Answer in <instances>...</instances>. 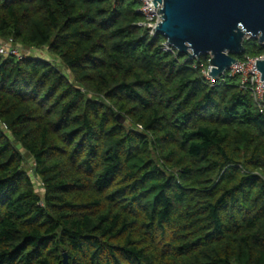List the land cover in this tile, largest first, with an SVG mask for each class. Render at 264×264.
<instances>
[{"label": "trees", "instance_id": "trees-1", "mask_svg": "<svg viewBox=\"0 0 264 264\" xmlns=\"http://www.w3.org/2000/svg\"><path fill=\"white\" fill-rule=\"evenodd\" d=\"M142 19L0 0V41L49 54L0 57V264H264V109Z\"/></svg>", "mask_w": 264, "mask_h": 264}, {"label": "water", "instance_id": "water-1", "mask_svg": "<svg viewBox=\"0 0 264 264\" xmlns=\"http://www.w3.org/2000/svg\"><path fill=\"white\" fill-rule=\"evenodd\" d=\"M161 21L156 28L167 43L191 59L209 55L214 78L244 52L246 38L264 45V0H153ZM264 80V59L258 60ZM120 120L122 115H117ZM63 264H69L64 252Z\"/></svg>", "mask_w": 264, "mask_h": 264}, {"label": "built area", "instance_id": "built-area-1", "mask_svg": "<svg viewBox=\"0 0 264 264\" xmlns=\"http://www.w3.org/2000/svg\"><path fill=\"white\" fill-rule=\"evenodd\" d=\"M139 1V12L142 15V21L139 26L145 29L150 36H156L159 33L156 28H149L148 26L158 27L161 21V15H159V9L154 4L153 0H138ZM163 49L174 55H177L178 51L176 48L170 46L165 40L163 43ZM24 53L23 47L10 37L7 40L0 41V57H15L23 58ZM264 59V53L261 56L251 57L248 56L245 59H238L232 66L226 69L222 75L217 78L211 76L212 65L203 68L202 73L207 78L208 82L215 84L219 79L227 80L228 78H239L240 86L243 90L249 91L254 99L256 105L263 111L264 109V80L262 73L258 68V60ZM197 67V65L195 66Z\"/></svg>", "mask_w": 264, "mask_h": 264}, {"label": "rangeland", "instance_id": "rangeland-1", "mask_svg": "<svg viewBox=\"0 0 264 264\" xmlns=\"http://www.w3.org/2000/svg\"><path fill=\"white\" fill-rule=\"evenodd\" d=\"M247 39H249V40H251V43H250V46H256L257 48H259V47H263L264 48V45L263 44H261L256 38H247ZM264 52V51H263ZM24 53H26V54H31V55H34V56H37V57H43V58H46V57H48L49 58V54L47 53V51L45 50V49H34L33 51H31V50H25L24 49ZM235 56L238 58V59H245L246 57H248V53L246 52V51H244L242 54H240V55H236L235 54ZM239 79V78H238ZM34 164V162H33V159H28V163H27V166H28V168H30L29 169V171H30V174L32 175V177L34 178V181H35V183H36V186H37V189H38V191H40V192H43L44 191V189L42 188V186H41V181L39 180V178H37L36 176H35V174L33 173V171L31 170V167H32V165Z\"/></svg>", "mask_w": 264, "mask_h": 264}, {"label": "crops", "instance_id": "crops-1", "mask_svg": "<svg viewBox=\"0 0 264 264\" xmlns=\"http://www.w3.org/2000/svg\"><path fill=\"white\" fill-rule=\"evenodd\" d=\"M31 51H33V50H31ZM37 57V56H36Z\"/></svg>", "mask_w": 264, "mask_h": 264}]
</instances>
